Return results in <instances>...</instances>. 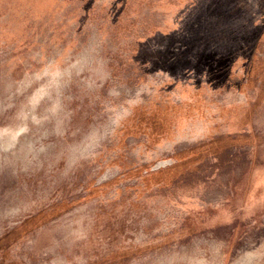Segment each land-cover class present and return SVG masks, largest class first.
<instances>
[{
	"label": "rangeland",
	"instance_id": "1",
	"mask_svg": "<svg viewBox=\"0 0 264 264\" xmlns=\"http://www.w3.org/2000/svg\"><path fill=\"white\" fill-rule=\"evenodd\" d=\"M0 264H264V0H0Z\"/></svg>",
	"mask_w": 264,
	"mask_h": 264
}]
</instances>
